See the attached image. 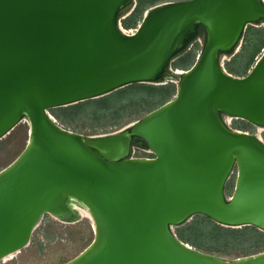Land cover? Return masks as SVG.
I'll return each instance as SVG.
<instances>
[{
	"label": "water",
	"instance_id": "1",
	"mask_svg": "<svg viewBox=\"0 0 264 264\" xmlns=\"http://www.w3.org/2000/svg\"><path fill=\"white\" fill-rule=\"evenodd\" d=\"M125 1L0 0V136L27 120L23 146L0 167V257L27 242L42 212L76 214L72 201L92 236L56 264H264V248L228 257L172 228L200 212L264 229V138L223 116L264 128V47L242 74L219 58L248 22L264 25V0H162L128 33L115 18ZM198 21L204 39L173 93L137 118L83 133L48 110L154 81ZM131 134L151 153L129 154Z\"/></svg>",
	"mask_w": 264,
	"mask_h": 264
},
{
	"label": "rangeland",
	"instance_id": "2",
	"mask_svg": "<svg viewBox=\"0 0 264 264\" xmlns=\"http://www.w3.org/2000/svg\"><path fill=\"white\" fill-rule=\"evenodd\" d=\"M160 1L162 0H151L150 2L143 4L134 24L140 19L146 8H149ZM134 3L135 0H131L128 7L122 11V15L128 13ZM249 25H252V27L261 26L264 31L262 21L248 22L243 30L241 38L233 49L229 52H220L219 58L223 64L225 59L229 58L233 52L241 48ZM202 41V36L195 37V39L188 42L183 49L173 54L166 64L167 73H165L161 79L157 81L127 82L112 88L118 93V95H120V97L124 98L118 103L105 102L100 98L101 94H99L95 97H97L96 101L101 105V109L87 114H81L77 107L73 106L74 103H76L75 101L65 103L62 106H55L65 118L70 119V122L67 125L64 123L61 124L83 133H95L115 129L137 118L145 111V108L149 106L147 104L148 101H150V95L148 93L152 91V87L149 85L141 86L140 83L160 82L163 84L170 82L169 87L171 86L172 90L169 93L170 96L174 91L178 71L190 64L195 54L199 51ZM263 47L264 45L254 54L249 66ZM240 62L242 64L244 59ZM223 116L230 126L256 131L264 138L263 127L261 128L239 116H230L227 114H224ZM26 135L27 120L22 116L12 125V127L0 136V167L7 163L20 150L26 140ZM128 153L148 155L151 152L146 148L137 147L135 144H132L129 147ZM234 175L235 170H233L227 178L225 185L227 194H229L232 188ZM74 205L79 210L77 211L76 209V214L69 217H60L47 211L42 212L32 227L27 242L19 247L18 250L13 251L10 255L0 258V264H56L76 253L92 236V220L87 213L81 210L80 205ZM174 227L175 225H172L173 229ZM260 243L261 245L259 248L264 247V239ZM236 252L238 251L230 250V252L226 254L222 253V255L229 257L242 254L241 251H239L238 254H235Z\"/></svg>",
	"mask_w": 264,
	"mask_h": 264
},
{
	"label": "trees",
	"instance_id": "3",
	"mask_svg": "<svg viewBox=\"0 0 264 264\" xmlns=\"http://www.w3.org/2000/svg\"><path fill=\"white\" fill-rule=\"evenodd\" d=\"M151 0H135L132 8L120 17L122 25H134L136 18L140 12V9L143 4L150 2ZM131 0H126L122 5H120L115 11V18L124 11V7L130 4ZM254 21H260L256 19ZM263 29L261 26L252 27L249 25V28L244 36V42L241 48L233 52L229 58L224 60V65L227 70L242 74L247 70L249 63L252 61L254 54L259 50L263 43ZM202 36L204 39V27L203 24L198 21L193 26L192 30L188 36L182 40L181 44L176 48L173 54L183 49L188 42L194 40L195 37ZM232 48H229L225 51H231ZM223 50H219L222 52ZM172 54V55H173ZM244 59V62L241 64V60ZM167 64V63H166ZM166 64L162 67V70L159 75L155 77L154 80H159L162 76L167 73ZM132 82H145V81H129ZM170 82L167 83H140L141 86L149 85L152 87V91L148 93L150 95V101H148V107L145 108V111L157 105L167 97L172 91L171 86L169 87ZM101 96V97H100ZM100 96L105 102L118 103L124 98L120 97L116 91L110 89L107 92L102 93ZM97 97H85L82 99L76 100L73 106H76L78 111L81 114H87L95 110L101 109V105L97 103ZM63 104L50 106L49 110L51 114L58 119L60 123L67 125L70 122V119L65 118L55 106H62ZM144 111V112H145ZM130 139H132L133 144L144 145V140L136 134H131ZM138 142H136V140ZM174 232L178 237L187 241L195 247H199L204 250L213 251L218 254H226L230 250L238 251L235 254H238L239 251L244 253L253 252L264 247H260L261 241L264 239V232L262 228H259L253 223H244L241 225H225L213 218H210L209 215L200 212H194L186 220H183L180 223L175 224Z\"/></svg>",
	"mask_w": 264,
	"mask_h": 264
},
{
	"label": "built area",
	"instance_id": "4",
	"mask_svg": "<svg viewBox=\"0 0 264 264\" xmlns=\"http://www.w3.org/2000/svg\"><path fill=\"white\" fill-rule=\"evenodd\" d=\"M122 16H123V15H122V12H121V13H119V15L116 17V22H117L118 27H119L123 32H126V33L133 31V29H134V27H135L136 24H134V25H127V26L122 25V23H121V21H120V17H122ZM143 148L148 149L146 146L143 147ZM148 151H149V150H148Z\"/></svg>",
	"mask_w": 264,
	"mask_h": 264
},
{
	"label": "bare ground",
	"instance_id": "5",
	"mask_svg": "<svg viewBox=\"0 0 264 264\" xmlns=\"http://www.w3.org/2000/svg\"><path fill=\"white\" fill-rule=\"evenodd\" d=\"M258 126H260V125H258ZM70 203H71L72 207H74L75 210L77 209V211H78L79 209L76 208L74 204H76V205H80L81 207H80V206H79V207L81 208V210L84 211L85 213H87V214L90 216L88 210L86 209V207H85L84 205L79 204V203H76V202H72V201H70ZM90 218H91V216H90ZM14 251H15V250H14ZM12 252H13V251H10V252H8V253L2 255L0 258H4V257L10 255Z\"/></svg>",
	"mask_w": 264,
	"mask_h": 264
},
{
	"label": "flooded vegetation",
	"instance_id": "6",
	"mask_svg": "<svg viewBox=\"0 0 264 264\" xmlns=\"http://www.w3.org/2000/svg\"><path fill=\"white\" fill-rule=\"evenodd\" d=\"M128 6H125L124 7V9H126ZM136 140V142H138L137 141V139H135ZM133 144V142H132V139H129V145H132ZM137 147H145L144 145H137V144H135Z\"/></svg>",
	"mask_w": 264,
	"mask_h": 264
}]
</instances>
